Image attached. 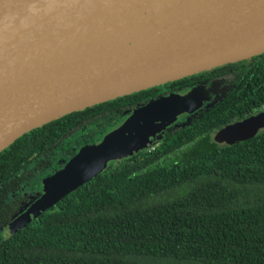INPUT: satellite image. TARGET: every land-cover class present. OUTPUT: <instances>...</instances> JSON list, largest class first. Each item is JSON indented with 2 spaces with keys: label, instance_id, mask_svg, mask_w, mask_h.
Returning a JSON list of instances; mask_svg holds the SVG:
<instances>
[{
  "label": "trees",
  "instance_id": "16d2710c",
  "mask_svg": "<svg viewBox=\"0 0 264 264\" xmlns=\"http://www.w3.org/2000/svg\"><path fill=\"white\" fill-rule=\"evenodd\" d=\"M217 79L230 84L229 91L163 130L153 149L108 162L1 237L0 264H264V128L231 145L212 138L264 105V52L65 114L21 135L0 152V232L40 195L28 201L11 194L34 171L49 169L57 150L60 169L138 106L167 90Z\"/></svg>",
  "mask_w": 264,
  "mask_h": 264
},
{
  "label": "water",
  "instance_id": "95a60500",
  "mask_svg": "<svg viewBox=\"0 0 264 264\" xmlns=\"http://www.w3.org/2000/svg\"><path fill=\"white\" fill-rule=\"evenodd\" d=\"M264 52V0H0V152L65 114ZM209 100L206 85L133 109L43 180L12 221L20 229L110 161L153 145ZM264 128V111L214 134L231 145Z\"/></svg>",
  "mask_w": 264,
  "mask_h": 264
},
{
  "label": "flooded vegetation",
  "instance_id": "af4514ba",
  "mask_svg": "<svg viewBox=\"0 0 264 264\" xmlns=\"http://www.w3.org/2000/svg\"><path fill=\"white\" fill-rule=\"evenodd\" d=\"M246 60H248V59H246ZM247 63V61L245 62V64ZM205 84L206 85H208L209 86V91H210V93H211V91L212 92H217L218 94H220L219 96L221 97V96H223V95H225L228 91H229V89H230V87H231V85L230 84H227L226 82H224V81H222V79H217V81H214V82H205ZM169 92V91H168ZM216 96H215V94L213 93L212 95H211V98L207 101V103L208 102H212L213 100H216V99H218V98H215ZM204 106V105H203ZM264 111V105H262V106H260L258 109H256V110H254L253 112H251V113H249L248 115H246L245 117H243V118H238V119H235V120H233L232 122H230V123H228V124H232V123H234V122H238V121H241V120H243V119H246V118H248V117H250V116H252V115H256V114H258V113H260V112H263ZM183 119L184 118H182V119H179V120H177V121H175V122H173L171 125H169L168 127H172V126H176V125H179V124H181L182 123V121H183ZM179 123V124H178ZM228 124H226V125H228ZM226 125H224V126H226ZM223 126V127H224ZM167 127V128H168ZM222 128V127H221ZM220 129V128H219ZM219 129H217V130H219ZM217 130H215L213 133H212V138L214 137V134L216 133V131ZM261 130V129H260ZM160 134V133H159ZM159 140H160V135H159V138L157 139V141H155L156 142V144H158V142H159ZM153 147H154V145H153ZM153 147L151 148V149H153ZM150 149V150H151ZM142 150H149V149H146L145 147H143V149ZM39 172V171H38ZM32 177V176H31ZM20 187L21 186H19V188L14 192V193H12L11 194V196L13 197V198H16V197H28V201H29V199L30 198H32V199H35V197H37V195H39L40 194V192H41V186H40V188L39 189H33V190H30L29 192H27V193H19L20 191ZM28 201H26L25 203H27ZM13 221V220H12ZM12 221H10L9 223H7L4 227H2L1 228V231L2 230H4L5 228H10L11 230L14 228L13 226H12Z\"/></svg>",
  "mask_w": 264,
  "mask_h": 264
},
{
  "label": "rangeland",
  "instance_id": "374dc122",
  "mask_svg": "<svg viewBox=\"0 0 264 264\" xmlns=\"http://www.w3.org/2000/svg\"><path fill=\"white\" fill-rule=\"evenodd\" d=\"M166 92H168V90ZM213 93L216 96L215 98H219L220 97L219 96L220 94H218L217 92H215V91L212 92L211 91V93H210V91H209V99L211 98V95ZM185 121L186 120L183 119L182 123L185 122ZM152 147H153V145H150V146H147L145 148L146 149H151ZM53 157H54V163H53V165H51V167L49 169H47L46 171H43V172L34 171L32 177H30L27 181L22 182L21 187H20V190H19L20 191L19 192L20 194L21 193H27V192H29L30 190H33V189H39L40 186H41V189H42L43 180L45 178L51 176L56 170H58V169H55V168L58 167V164L57 163L64 162L63 161L64 159H61L63 156H62V151H60V150H57L55 152V154L53 155ZM10 230H11L10 228H5L4 230H2L0 232V238L1 237H4L7 233L10 232Z\"/></svg>",
  "mask_w": 264,
  "mask_h": 264
}]
</instances>
